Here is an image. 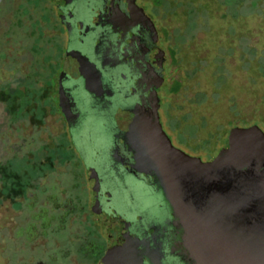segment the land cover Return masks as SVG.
I'll return each mask as SVG.
<instances>
[{
    "label": "flooded vegetation",
    "instance_id": "af4514ba",
    "mask_svg": "<svg viewBox=\"0 0 264 264\" xmlns=\"http://www.w3.org/2000/svg\"><path fill=\"white\" fill-rule=\"evenodd\" d=\"M163 1L174 6L184 3V0H44L47 15L42 33L52 54L48 58L51 78L42 84L40 94L42 101L48 100L41 112L51 118L47 129L53 147L46 150L54 149L57 136L63 137L62 149L67 155L59 166L65 172L69 165H77L92 197L84 202L63 193V201L58 203L39 179H27V184H20L17 179L18 184L7 187L2 184V198L14 212H19L13 207L17 203H26L34 212L33 249L43 246L42 234L48 224L57 220L63 229L67 225L74 227L68 237L74 243L73 250L64 247L62 256H67L72 264H101L109 244L112 215L105 185L141 186L150 191L152 201L160 199L158 183L130 148L121 121L128 111L140 106L143 115L153 121L157 117L170 138L162 125L160 110L177 80V68ZM51 130H58L57 136H52ZM54 160L46 154L38 165L53 164ZM39 186L41 199L35 196ZM181 235L172 230L165 238L161 235L154 240L146 233L130 236L139 238L137 252L143 264H207L187 248ZM57 243L54 241L55 248ZM56 261L52 250L29 264H56Z\"/></svg>",
    "mask_w": 264,
    "mask_h": 264
},
{
    "label": "rangeland",
    "instance_id": "374dc122",
    "mask_svg": "<svg viewBox=\"0 0 264 264\" xmlns=\"http://www.w3.org/2000/svg\"><path fill=\"white\" fill-rule=\"evenodd\" d=\"M195 1L184 0V4ZM202 1L199 0V3ZM214 1H203L209 2L210 8L198 19L200 24L193 34L187 39L183 38L186 39L182 46V56L185 57L183 71H189L194 66L200 70L187 81L181 96L173 101L183 105L189 112H186L185 118L180 113L177 116L173 103L169 102L160 110L162 125L173 145L209 161L219 153L218 146H225L227 142L222 138L219 141L215 138L205 141L202 138H207V132L215 136L219 131L229 128L230 124L238 126L239 122L245 120L261 121L259 126L264 131V0L257 7L249 1L237 7L232 5L236 0H224L230 5L228 8ZM28 2L5 0L3 4L0 3V90L13 92L18 89L30 60L33 63L38 61L35 48L37 34L30 32ZM162 3L165 10L175 13V21L183 25L199 14L187 6L179 9L171 3ZM177 26V23L171 22L168 30L172 32ZM48 51L51 52V48ZM18 54L22 55L19 68ZM25 54H29L31 59ZM218 73L221 76L216 81L225 83L217 87L214 78ZM179 75L182 72L177 73V77ZM2 96L0 92V264H29L31 260L52 250L57 257L56 264H72L61 253L64 247L73 250L74 243L68 237H71L74 227L67 225L63 229L58 226L57 220L53 221L42 234L43 246L37 245L33 249L34 212L26 203L14 204L13 207L19 209V212H14L2 198L1 185L9 186L10 176H15L20 184H25L27 179L35 178L43 171L46 178L42 185L46 186L48 194L58 203L63 201V193L73 200L79 197L88 202L92 197L91 192L77 165H69L65 172H62L61 164L55 172L48 170L46 164L38 165L48 152L46 147H53L47 129L51 122L50 116L35 111V102H25L20 107L21 102L17 98ZM197 96L201 99H196ZM42 120L45 121V127ZM51 132L52 136H57L58 130ZM50 151L48 154H52L55 160L60 155L64 156L63 151L60 154ZM40 187L39 192H35L38 199L43 197ZM54 241L58 242L57 247L60 249L54 247Z\"/></svg>",
    "mask_w": 264,
    "mask_h": 264
},
{
    "label": "water",
    "instance_id": "95a60500",
    "mask_svg": "<svg viewBox=\"0 0 264 264\" xmlns=\"http://www.w3.org/2000/svg\"><path fill=\"white\" fill-rule=\"evenodd\" d=\"M121 122L130 148L157 181L160 199L152 201L141 186L105 185L112 215L101 264H143L139 238L131 233L154 240L172 230L207 264H264L263 133L235 129L228 147L203 161L176 148L157 117L143 115L140 106Z\"/></svg>",
    "mask_w": 264,
    "mask_h": 264
},
{
    "label": "trees",
    "instance_id": "16d2710c",
    "mask_svg": "<svg viewBox=\"0 0 264 264\" xmlns=\"http://www.w3.org/2000/svg\"><path fill=\"white\" fill-rule=\"evenodd\" d=\"M205 1V0H203ZM199 3V0H196L194 3H187V4H182L180 6H178L179 9L184 8V6H187L188 8H190V10L192 12H199V14L196 16L195 14V19L191 20V22H188L186 25L181 24L178 20L175 21V13L170 12V10H167V17H168V25L171 22H175L178 24V26L175 28L174 31H169L168 30V25H167V30L169 33V38L173 41V47L174 50L176 52V68H177V73H181L182 75H179V77H177L176 82L174 83V85L170 88V90L168 91V95H167V102L169 103H173V108H174V112L176 113V115L178 116V114H181V117H186L187 115V111L185 110V108L183 107V105H181L180 103L173 101L174 98H178L181 96L182 90L184 89L187 81L192 78L193 76L196 75V73L200 70L198 66H194L192 69H190L189 71H183L184 70V64H185V57L182 56V52H183V44L186 42L187 36L193 34V32L198 28L200 22H199V18L200 16H202V14L206 13L207 10L210 8V3L213 2L214 0H210V3H204V2ZM238 1V2H237ZM244 1H249L251 3V5H253L254 7H257V5L262 1V0H236L232 5L237 7L242 4ZM215 2V1H214ZM218 4L222 7L228 8L230 5H228L227 3L224 2V0H217ZM2 4V3H1ZM230 4V3H229ZM228 5V6H227ZM28 16H29V27H31V34H37V42H36V50L38 51V53H36V58L38 59V61L36 63H33L32 60H30V64L27 67V69L24 71V74L22 76V80L19 83V88L14 90L13 92L9 91V90H0V92L3 94V96L1 98H11V97H15L17 98L20 102L21 105L20 107L24 106V103H32L35 102L36 105V110L39 114H42L41 112V108L42 106H44V104H48V100H44L42 101V97H41V86L44 83H48L51 76H50V71H49V61L48 58L51 57V52L48 51V42L45 38H43V33H42V26H44V20H45V15H47L46 12H44V0H29L28 2ZM201 14V15H200ZM181 36V37H180ZM186 39H183V38ZM25 56H27V58L31 59V56L29 54H25ZM17 57V61H18V68L20 66V64L22 63V55L18 54L16 55ZM220 68H222V65H219ZM262 70L264 71V66L262 68ZM221 76V74H215V78H214V84L218 87L221 84H224L225 81H221L218 82L216 80H218V77ZM198 98V96L196 97V99ZM199 100L201 98H198ZM25 103V104H26ZM263 104H264V97H263ZM18 109V108H17ZM20 110V109H19ZM22 113V111H20ZM189 112V111H188ZM23 113H26L23 112ZM202 120H204V118H201ZM261 121L259 120H253V121H249V120H245V121H241L239 122L238 126L235 125H229V128L223 129L221 131L218 132V134L212 135L209 134V132H207V138H202L203 140H208V139H216L217 141L221 140L220 138H222L223 140H226V145L222 146L219 145L218 148H220V151L227 148L228 147V143H229V138L232 135V131L235 129H252V128H256L258 129L261 133L264 134V131L262 130V128L259 126V123ZM242 123H247L245 125H242ZM199 135V134H197ZM59 137L58 140H56ZM200 136L197 137V139ZM54 141L55 147L54 149L48 150L47 154L50 152L53 153H58L63 151L64 155H67V152L64 151V149H62L65 145L63 137L61 136H57ZM219 151V152H220ZM50 155V154H49ZM51 158H53L54 156H52V154L50 155ZM64 157L60 155L59 159L54 160L53 164L47 163L46 165L48 166V170L50 171H55V167H57L60 162L58 160H62ZM54 165V166H53ZM11 179V183L10 185H16L17 182L16 181V177L15 176H10L9 177ZM8 178V179H9ZM46 178L45 173H43V171L41 172L40 175H37L35 178H33L34 180L39 179L38 181H40V183L42 184V182H44L43 180ZM27 184V182H26ZM5 185V184H4Z\"/></svg>",
    "mask_w": 264,
    "mask_h": 264
}]
</instances>
